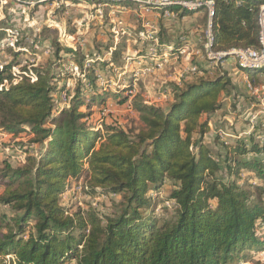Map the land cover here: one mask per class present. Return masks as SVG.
<instances>
[{
    "label": "trees",
    "instance_id": "trees-1",
    "mask_svg": "<svg viewBox=\"0 0 264 264\" xmlns=\"http://www.w3.org/2000/svg\"><path fill=\"white\" fill-rule=\"evenodd\" d=\"M211 1L215 50L261 47L264 0ZM9 25L0 21V42ZM158 35L168 41L161 28ZM26 41L20 36L15 48L0 47L10 57L0 64V132L25 131L28 145L37 149L35 155L23 151V165L3 162L0 170V204L15 213L11 223L0 219V264H240L264 251V186L240 177L254 172L264 183V143L256 138L264 135L263 123L246 137L225 141L222 162L205 142L211 116L231 86L227 73L196 75L176 86L167 108L134 102L138 128L103 124L96 130L92 105L108 96L126 100L101 86L111 78V69L103 67L122 58L125 36L104 61L100 49L90 54L55 40L52 56L21 66L18 49ZM74 78L65 87L63 81ZM64 90L68 106L59 108L54 93ZM82 176L91 191L118 196L113 212L101 217L61 203L70 180ZM166 182L173 210L159 218L149 212L150 193Z\"/></svg>",
    "mask_w": 264,
    "mask_h": 264
},
{
    "label": "rangeland",
    "instance_id": "rangeland-1",
    "mask_svg": "<svg viewBox=\"0 0 264 264\" xmlns=\"http://www.w3.org/2000/svg\"><path fill=\"white\" fill-rule=\"evenodd\" d=\"M127 1L21 0L18 2L9 0L4 3L0 2V14L2 12L5 15L6 23L15 25L16 28L20 29V36L28 42L25 44L26 46H23V49H18L20 50L21 66L36 64L43 58L52 56L51 45L55 40L72 48L82 47L90 54H94L97 49H100L104 55L98 58L104 61L110 56V52L104 51V47L118 43L122 34L127 35L129 40L126 42V47L118 64L112 65L110 63L107 67H103L105 70H112L108 72L111 78L108 82L101 80V86L104 90L111 93L117 91L118 93H116L119 96H124L126 100L119 103L116 97L108 96L104 102L93 104L92 117L98 123L96 130H102L103 124L120 126L125 129L138 128L140 121L138 114L132 109L134 102L142 101L145 104L167 108L172 100L174 88L192 82L197 75L190 68L206 65L202 49L199 53L186 50V52L170 56L165 53L161 57L156 51H150V46H147L145 42H137V33L146 24L145 20L139 26L133 23L124 26L123 21L116 20L110 14L111 11L116 12L114 5L127 6L125 4ZM134 14L139 13L135 12ZM145 17H139V19H145ZM127 21L131 22L130 15L127 16L125 23ZM203 31L204 28L199 34L197 48L201 46ZM134 34L135 37H133ZM134 44L137 51L132 48ZM20 45L22 46V43ZM194 50L196 49L194 48ZM66 58H69V55ZM5 60L9 61L10 57L4 51H0V64ZM65 62L69 65L72 64L68 59ZM229 63L232 64L233 61H226L218 70L198 74V76L203 74L207 78H213L227 73L226 76L231 82L228 92L222 95V108L211 116L209 123L211 131L205 136V142L210 147L211 152L221 162L224 157L222 144L225 141H234L237 138L246 137L255 125L264 122V112L260 109L261 102L260 99H257V96L258 98L263 96L264 83L250 79V83L257 89V95H252L245 86L246 80L244 82L243 79L239 78L236 65L233 63L236 69L234 68V72H232L228 68L229 66H226ZM15 69L19 71V68L15 67ZM73 73L74 76H78L76 69ZM102 73L104 74L105 71L103 70ZM242 73L245 74L246 72L242 71ZM63 82H65V87L71 88L75 78L74 80L66 79ZM130 89L132 93H129ZM54 97L60 102L59 108L68 106L65 90L54 93ZM80 109L83 112H88L84 106ZM29 138L30 135L25 131L16 136L0 132V170L5 163L11 167L23 165L26 158L25 153H23L24 150L27 151V154H36V146L28 145ZM240 177L251 180L252 185L264 186L262 179L254 172L242 171ZM3 190L4 185L0 182V194ZM169 190L170 186L166 182L158 192L150 193L152 203L149 212H153L159 218L170 216L173 210V202L167 198ZM118 200L117 195H107L100 189H96V192L91 191L86 176H82L78 181L70 180L69 185L66 186V191L61 196V203L69 206L72 211L94 210L101 217L113 212ZM14 214L10 207L0 204V219L5 223H11V217ZM256 262L264 264V251L254 253L251 260L240 264H256Z\"/></svg>",
    "mask_w": 264,
    "mask_h": 264
},
{
    "label": "built area",
    "instance_id": "built-area-1",
    "mask_svg": "<svg viewBox=\"0 0 264 264\" xmlns=\"http://www.w3.org/2000/svg\"><path fill=\"white\" fill-rule=\"evenodd\" d=\"M9 0H0V2L4 3ZM21 1V0H15ZM42 1V0H41ZM127 3H131L133 9H137L136 13H139V17H143V14L158 12L163 17H175L180 14L181 11L186 10V12H198L203 11L205 13V24L203 31V40L201 41V46L195 53H199L202 49L205 59L206 65L202 66L204 69H208L205 71L201 69V67L193 66L190 70L194 74L199 73H209L214 70H218L220 66L226 61L232 60L239 70L246 72V87L252 93V95H257V89L255 86L250 83L251 80H255V78L264 77V3L259 5V40L261 47L258 49H231L228 51H220L215 50L212 47V35H211V26H212V17L214 15L213 3L211 0H128ZM171 6H177L179 10L171 11ZM129 7V6H128ZM127 6H122V8H128ZM20 37V32L18 28L10 27L6 30L4 38L0 42V47L4 48L6 46L15 48L16 43ZM138 42H145L147 46H150V51H156V53L161 57L168 53L167 56L180 54L186 52V47H174L170 44H164L160 41V37L158 35L157 29L155 27L148 25L146 22L145 25L142 26V29L137 33ZM168 51V52H167ZM110 54L112 50H109ZM14 73H18L19 71L15 68L12 69ZM253 74L254 76L250 75ZM23 76H28L31 78V81L34 80L31 72H23ZM203 76V74L201 75ZM253 77V78H252ZM16 80V79H15ZM14 80V81H15ZM7 81H4L6 84ZM264 83V82H263ZM262 83V84H263ZM2 85V84H1ZM0 85V86H1ZM264 91V90H263ZM129 93H132V90H129ZM66 94V93H65ZM261 102V110L264 112V92ZM264 126V122H263ZM257 140L261 144L264 143V135L256 136ZM7 259L12 258L11 255L6 256Z\"/></svg>",
    "mask_w": 264,
    "mask_h": 264
},
{
    "label": "crops",
    "instance_id": "crops-1",
    "mask_svg": "<svg viewBox=\"0 0 264 264\" xmlns=\"http://www.w3.org/2000/svg\"><path fill=\"white\" fill-rule=\"evenodd\" d=\"M125 4L129 7L122 8L120 6L114 5L116 8L115 9L116 12L114 11L110 12V14L114 16L116 20L118 19V21L120 22L123 21L124 26H126L125 24H129V23L131 24L133 23L134 25L139 26L142 24L143 20H145L144 22H147L148 25L155 27L157 31L159 30V28L162 29L163 34L168 40V41H162V43L170 44V45H173L174 47H176V45H179V44H184L182 46L186 47L187 50L194 51V52L198 50L197 40H199V34H201V31L204 28V24H205V13L203 11L187 12L186 14L181 13L175 17H163L158 12H153V13L143 14L144 16H146L145 19L144 18L139 19L138 14H134L135 11L133 9L132 4L127 3V2ZM128 15L131 16V22L127 21L125 23V20L127 19ZM0 19H2L0 21L6 22L5 15L2 12L0 14ZM53 21L57 22L56 20H53ZM11 26L16 28L15 25L10 24V27ZM113 36L115 39V33ZM122 36H125V44H124V49H125L126 42L129 40V38L125 34H122L120 38H122ZM133 37H135V34L133 35ZM118 39H119V36H118ZM181 40H183V42ZM115 47H117V43H113L111 47L109 48V50H113L115 49ZM132 48L134 49V51H137L136 50L137 47L135 44L133 45ZM194 48L196 50H194ZM226 66H229L228 68H230L232 72H234V68L236 69L233 63L232 64L229 63V65L227 64ZM237 71H239V75H240L239 78L243 79L245 82L246 75L242 73V71L239 70V68H237ZM254 81L258 83H262L264 82V78L262 79V77L258 76L257 78H255Z\"/></svg>",
    "mask_w": 264,
    "mask_h": 264
}]
</instances>
